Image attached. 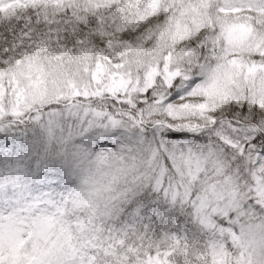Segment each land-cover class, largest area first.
Returning <instances> with one entry per match:
<instances>
[{
  "label": "clouds",
  "instance_id": "9594fccd",
  "mask_svg": "<svg viewBox=\"0 0 264 264\" xmlns=\"http://www.w3.org/2000/svg\"><path fill=\"white\" fill-rule=\"evenodd\" d=\"M99 2L69 0L63 5L39 4L36 6L39 11L29 14L48 23L38 31L33 26L32 34L37 38L46 35L52 23L49 17L56 21L52 30L60 33L61 40L65 31L70 37L79 31L76 22L87 24L92 18H102L109 22V34L115 35L110 41L112 47L100 51L107 53L104 58L112 68H118L113 61L127 51V42L122 45L119 34L122 29H130L136 33L132 43L141 53V62L133 68L136 80L139 79L137 70L149 74L155 71V77L159 76V65L163 64L162 79L175 80L179 76L185 88L196 81L187 93V102L179 110L185 118L182 124L200 129L204 139H190V150L189 146H173V140L169 139L165 147L150 121L145 124L144 144L136 140L141 133L122 141L132 146V152L122 151L120 144L101 146L98 139L101 135L112 141L111 132L103 133L102 120L70 117L65 112L67 105L61 100L72 91L65 83L69 76L89 90L97 87L93 78L89 83V71H94L92 60L87 65L80 63L83 53L78 46L73 55L71 48L65 51L53 38L47 47L36 44L35 40L24 42L22 47L19 37L9 39L0 34V65L3 66L0 86L4 81L8 84L7 89L3 87L0 101L17 109L35 106L44 113H65L56 136L67 143L54 142L53 148L56 151L66 148L70 155L76 151L84 153V158L71 168L57 165L56 178L60 183L47 189L55 204L24 203L28 197L24 188L9 187L0 192V201H13L9 206L11 211L0 210V250L5 253L4 260L12 264H42L55 253L62 264H81L87 247L84 218L94 216L105 222L109 205L126 211L143 205L149 213L160 208L170 209L174 216L185 219L194 213L199 215L204 223L200 230L203 242L192 252L195 264H264V247L254 245L248 231L254 225H264V177L260 175L264 173V158L257 163L256 156H245L240 164L233 166L235 158L225 145L213 138L212 131L213 117L226 119L232 106H242L245 102L249 108L264 106V87H251L253 79L264 85V0H118L98 8ZM60 20L64 23L60 24ZM114 98L109 95L103 102H95L94 107L110 106ZM153 119L165 122L169 119L168 109H156ZM25 130L29 140L40 136L35 124L22 125L20 131ZM33 130L36 137L32 135ZM116 135L124 137L125 134L117 132ZM165 135L168 136L166 132ZM157 144L159 151L153 157L151 152L156 151ZM209 145L226 161L223 167L218 166L217 156H209ZM99 153L122 157L119 167L111 163L102 172L98 171L94 162ZM161 173L171 182L170 187L163 183L161 187L175 197L174 201L166 200L156 190L157 181L162 182L164 178ZM253 177L259 179L254 181ZM28 183L32 185L30 179ZM127 191L136 193L131 205L117 199ZM39 192V186L32 185L33 199ZM156 201L159 203L155 204ZM221 221L228 224L224 232L220 231Z\"/></svg>",
  "mask_w": 264,
  "mask_h": 264
},
{
  "label": "snow or ice",
  "instance_id": "6c2138e0",
  "mask_svg": "<svg viewBox=\"0 0 264 264\" xmlns=\"http://www.w3.org/2000/svg\"><path fill=\"white\" fill-rule=\"evenodd\" d=\"M32 23L36 25L37 31L43 26V24H37L35 19ZM76 23H78L79 31H76L71 37L67 31L63 33V40L60 39L59 32L56 34V42L60 43L65 51L71 48L72 54L75 55L78 46L83 53L80 63L83 64L86 56H91L93 68L96 64L97 54H99L109 73L131 74L132 79L136 80L133 77V68L141 62L140 49L132 43L136 33L127 28L121 30L120 43L123 45L124 42H127V51L126 54L113 61V64H116L118 68H112V65L103 59L107 53L100 50L112 47L110 41H113L115 33L109 34L110 30L107 27L102 28L101 20L95 18H92L87 24ZM221 24L222 29L227 33L226 26L223 22ZM144 26L146 27V25ZM52 27L49 25V29ZM89 29L94 31L89 32ZM86 34L87 39L85 38ZM29 39L35 40L36 44H41L42 47H47L51 42L52 33L49 30L46 35L41 34L39 38L33 33ZM89 47L92 48L91 52L88 51ZM108 59L111 60L112 57L108 56ZM121 65L122 67H120ZM0 67L3 66L0 65ZM159 70L160 75L156 76L155 81L147 87L146 77L149 73L146 71L140 73L137 70L138 90L131 97L127 93L123 95L116 93L115 98L111 100V105H105L103 108L94 107L95 102H103L106 97L112 95L111 93L84 95L85 89L69 76L65 83L70 86L72 91L67 97H61L63 103L67 105L65 112L68 116L76 119L81 117L85 120L92 117L101 119L103 133L111 132L113 143L120 144L122 151H133L130 144L122 143V141L125 137L129 140L133 139L134 133H141L136 138L138 144L145 143L143 132L145 124L150 121L157 130L156 135L160 137V144L167 147L168 139L165 132L168 135L180 133L183 134V139L171 141L172 145L179 148L189 146L190 150V139L203 140L204 136L200 129L192 128L187 123L182 124L185 118L179 110V106L187 102L189 98L187 93L196 81L193 80L185 88L181 85L179 76L175 80L167 77L161 78L164 76L163 64L159 65ZM91 80L92 71L90 69L89 83ZM2 86L7 89V82H2ZM98 87L100 86L97 85L96 88L88 89V91L95 92ZM251 87L259 89L264 85L253 79ZM6 96L7 91L5 92ZM69 101L71 102L69 103ZM40 107H43V104ZM161 107H166L169 111V119L163 123L153 119L156 109ZM64 114L60 111L44 113L35 106L27 107L26 110L17 109L14 105L0 101V164L8 161L7 167L0 170V192L6 191L9 187L14 190L24 188L28 191V197L23 201L24 203L37 206L44 203H56L52 193L47 189L60 183L56 178L58 175L57 165L60 168H71L77 164L78 160L84 158V153L80 151L70 155L66 148H62L61 151H56L53 148L54 142L61 145L67 143V140L63 138L58 140L56 136ZM26 116L28 120H25ZM27 123L36 125L39 129V137L29 140L28 130L20 131V127ZM212 123L213 138L218 143L225 145L226 150L231 152L235 158L233 166L240 164L245 156H256L257 163L260 158H264V106L254 105L249 108L247 102L242 106H232L227 112L226 119L216 120L213 117ZM117 132H123L124 137L116 135ZM32 135L36 137L35 130ZM100 138H104V136L101 135L98 139ZM149 150L151 151V146H149ZM158 151L159 144H157L156 151L151 152V155L155 157ZM208 154L217 156L211 145H209ZM121 161L122 157L115 153H99L94 163L98 166V171L102 172L105 165L115 163L119 167ZM134 161L133 157V163ZM225 162L224 159L217 156L218 166L223 167ZM161 175L164 178L162 182L157 181L156 190L163 193L166 200L174 201L175 197L170 196L161 187V183L170 187L171 182L164 173ZM260 175L264 177V173ZM29 179L32 181V185H37L40 189L39 195L35 199L32 198V185L28 183ZM253 179L255 181L259 178L253 177ZM135 194L134 191L123 192L117 199L131 205ZM61 201H63L62 194ZM18 203L20 201H17ZM154 203L158 204L159 201ZM12 204V200L0 201V210L8 208L11 211L12 208L9 206ZM229 222H231V216H229ZM82 226L87 236V247L84 250L81 264H187L188 261L195 264L192 252L199 248L203 242L200 230L204 228V223L198 214L194 213L192 217L185 219L183 216H174L170 209L156 208L153 213H149L143 205L136 206L130 211H126L123 207L115 208L109 205L106 210L105 222H100L94 216H89L83 219ZM227 227L228 224L224 221L220 222L221 232H224ZM248 231L252 236L253 244L264 247V225H254ZM4 256L5 253L0 250V261H3V264H12L10 260H4ZM42 264H62V261L55 253H52Z\"/></svg>",
  "mask_w": 264,
  "mask_h": 264
},
{
  "label": "trees",
  "instance_id": "16d2710c",
  "mask_svg": "<svg viewBox=\"0 0 264 264\" xmlns=\"http://www.w3.org/2000/svg\"><path fill=\"white\" fill-rule=\"evenodd\" d=\"M69 2V0H41L39 3H20L16 6H4L0 8V34H3V36L8 37L9 39L12 37H19V42L21 43V46H25L24 42L31 43L32 41L29 39V37L32 35V29L33 26H36L35 24L32 23L33 19H35L37 24H45L48 23V21L42 20L36 15L32 14L30 15V11H39V9L36 7L39 4H45V3H53L56 5H63L65 3ZM74 2V0H73ZM90 3H96L97 0H89ZM118 0H100V2L97 4V7L99 8L100 6L103 5H111L117 3ZM119 2H123V0H119ZM59 19V17H57ZM49 21H52L50 25H55L56 21L52 20V17L48 18ZM101 20V26L107 27V23L105 22L102 18ZM60 24H63V20L59 21ZM79 22V21H78ZM83 23L84 22H79ZM51 31L52 33V38L56 41V34L57 32H54L51 29H47V31ZM105 61H107L105 58H103ZM92 60L91 56H86L84 59V64L87 65L88 62ZM105 65L100 57L99 54H97V59H96V64L94 68H97L99 66ZM178 136V138L183 137V134L180 133H171L167 137L168 138H174ZM100 140V139H99ZM113 142L106 140L105 142L100 141V144L102 146L107 145L108 147H112L114 145ZM5 168L2 164H0V170H3Z\"/></svg>",
  "mask_w": 264,
  "mask_h": 264
},
{
  "label": "rangeland",
  "instance_id": "374dc122",
  "mask_svg": "<svg viewBox=\"0 0 264 264\" xmlns=\"http://www.w3.org/2000/svg\"><path fill=\"white\" fill-rule=\"evenodd\" d=\"M41 0H0V8L4 6H16L20 3L28 2V3H39ZM229 38L232 37V33H228ZM87 70V67H86ZM156 72L153 71L146 77V87L151 85L152 78L155 77ZM92 78L93 81L99 85L95 92H89L87 86H81L85 89L84 95H101L104 92H109L113 96H115L116 93L125 94L128 95L132 94L136 89L139 88V81L133 80L131 74H125L121 72H112L109 73L106 65L99 66L97 68H94V71H92ZM135 85V88L133 87ZM17 87H19V84L17 83ZM3 94V86H0V95ZM169 140L173 141H179L182 140L183 137L178 138V136L174 138H168ZM100 141L105 142L106 139L100 138ZM113 142V141H111ZM113 144V143H112ZM102 146V144H101ZM14 159V158H13ZM8 161H4L2 165L5 167L7 166Z\"/></svg>",
  "mask_w": 264,
  "mask_h": 264
}]
</instances>
